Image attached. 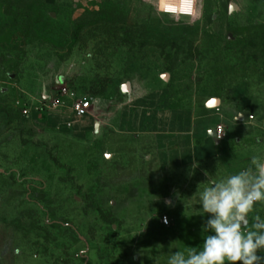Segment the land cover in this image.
Masks as SVG:
<instances>
[{
	"label": "rangeland",
	"instance_id": "obj_1",
	"mask_svg": "<svg viewBox=\"0 0 264 264\" xmlns=\"http://www.w3.org/2000/svg\"><path fill=\"white\" fill-rule=\"evenodd\" d=\"M156 3L0 0V264H167L214 234L208 180L264 157V0H196L177 18ZM212 98L252 114L238 166L147 159L151 105Z\"/></svg>",
	"mask_w": 264,
	"mask_h": 264
},
{
	"label": "clouds",
	"instance_id": "obj_2",
	"mask_svg": "<svg viewBox=\"0 0 264 264\" xmlns=\"http://www.w3.org/2000/svg\"><path fill=\"white\" fill-rule=\"evenodd\" d=\"M195 5L196 0H157L154 6L158 14L177 18L193 16ZM198 199L200 215H210L202 231L214 234L205 235L202 248L171 253L167 264H264L258 255L264 252V218L254 215L249 227V215L264 204V157L252 156L246 168L208 180Z\"/></svg>",
	"mask_w": 264,
	"mask_h": 264
},
{
	"label": "crops",
	"instance_id": "obj_3",
	"mask_svg": "<svg viewBox=\"0 0 264 264\" xmlns=\"http://www.w3.org/2000/svg\"><path fill=\"white\" fill-rule=\"evenodd\" d=\"M208 101L198 102L193 109L151 105L142 122L148 134L144 141L147 159L171 170L216 158L230 161L231 169L238 166L236 162L251 151L240 145L250 129L249 118L238 120L243 111L225 106L220 100L216 106H209ZM218 125L223 129L216 139L211 133Z\"/></svg>",
	"mask_w": 264,
	"mask_h": 264
},
{
	"label": "built area",
	"instance_id": "obj_4",
	"mask_svg": "<svg viewBox=\"0 0 264 264\" xmlns=\"http://www.w3.org/2000/svg\"><path fill=\"white\" fill-rule=\"evenodd\" d=\"M63 93L65 95H68V92L66 90V88L62 89ZM93 105V101L89 98H81V99H77L74 100L71 103V111L73 112L74 115L80 117V116H84L88 110L92 107ZM248 118L251 119L252 118V114L250 112H248ZM222 125H218L216 128V137L219 138L221 137V132H222ZM165 220L167 221V223H165ZM160 221L163 225H169L170 223V219L166 214H163L160 218Z\"/></svg>",
	"mask_w": 264,
	"mask_h": 264
},
{
	"label": "water",
	"instance_id": "obj_5",
	"mask_svg": "<svg viewBox=\"0 0 264 264\" xmlns=\"http://www.w3.org/2000/svg\"><path fill=\"white\" fill-rule=\"evenodd\" d=\"M218 99L217 98H212L208 101V105L209 106H216L218 104ZM238 120H246L248 118V112L247 111H243V112H240L239 115H238ZM211 134H213V136L218 139L216 137V131H213Z\"/></svg>",
	"mask_w": 264,
	"mask_h": 264
}]
</instances>
